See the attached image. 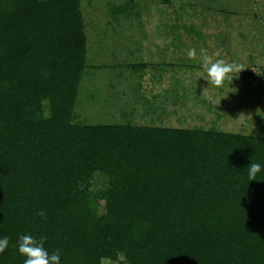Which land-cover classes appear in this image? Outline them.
<instances>
[{
    "label": "trees",
    "instance_id": "trees-1",
    "mask_svg": "<svg viewBox=\"0 0 264 264\" xmlns=\"http://www.w3.org/2000/svg\"><path fill=\"white\" fill-rule=\"evenodd\" d=\"M83 26L80 0H0V264L20 234L60 264H264V136L83 122Z\"/></svg>",
    "mask_w": 264,
    "mask_h": 264
},
{
    "label": "rangeland",
    "instance_id": "rangeland-1",
    "mask_svg": "<svg viewBox=\"0 0 264 264\" xmlns=\"http://www.w3.org/2000/svg\"><path fill=\"white\" fill-rule=\"evenodd\" d=\"M80 10L86 62L75 112L85 93L94 94L86 99L83 122H121L105 117L107 109L99 105V97L118 90V101L129 104L123 119L131 124L264 136V0H80ZM201 47L242 70L222 87L210 85ZM191 48L195 59L188 57ZM217 51L220 57L213 55ZM150 88L154 119L147 121L145 107L138 120L144 110L139 98Z\"/></svg>",
    "mask_w": 264,
    "mask_h": 264
},
{
    "label": "clouds",
    "instance_id": "clouds-1",
    "mask_svg": "<svg viewBox=\"0 0 264 264\" xmlns=\"http://www.w3.org/2000/svg\"><path fill=\"white\" fill-rule=\"evenodd\" d=\"M213 55L220 57V52L217 51ZM196 56L197 51L195 48L188 50V57L190 59H195ZM199 56L202 68L207 74L206 80L214 87H222L226 79L230 81L233 79L230 75L231 73L242 70L235 62H227L221 58L214 60L208 54L207 49L203 47L199 49ZM246 168L249 181L256 180V175L261 171L260 163L252 162L250 159V163ZM37 215L41 218L46 217V213L43 210L37 212ZM46 239L43 236L38 239L31 234H20L18 236L15 246L17 247L18 253L25 257L23 264H60V250L57 249L49 253L44 246ZM8 246V237L0 238V253H3Z\"/></svg>",
    "mask_w": 264,
    "mask_h": 264
},
{
    "label": "crops",
    "instance_id": "crops-1",
    "mask_svg": "<svg viewBox=\"0 0 264 264\" xmlns=\"http://www.w3.org/2000/svg\"><path fill=\"white\" fill-rule=\"evenodd\" d=\"M147 78H152V77H146V80L147 82H149V79ZM159 80L160 78L157 77L156 80ZM141 80H145L144 77L141 78ZM148 86H146L147 88ZM79 93V92H78ZM120 93H123L121 91H114V93H112L111 95H108L107 97L105 98H102L99 97L100 99V102H99V105H100V108H105L107 109L106 112L104 113L105 114V117H112V119H115L116 118V121H123V122H127V121H124V117H128V108H129V104H125L122 100L118 101L117 98H121V96L123 97V94H121L120 96ZM88 94V96H87ZM93 93H85V98H82V104H83V107L81 108V111L80 109H76V113L79 111L80 114H81V119H85V109L87 107V103L86 102V99L88 98H92L93 97ZM105 99V101L103 100ZM140 99V103H138V105L144 109L143 110V113L142 115H138V117H136L138 120H141L143 119L144 115L146 114L147 110H145V107L149 109V116L147 119V121H151L154 119V114L152 112V108H153V105L151 104L150 100L153 102L154 101V93L152 91V89L150 88L149 92L146 93V95L142 96L139 98ZM76 105H79V99H78V96H77V104ZM77 108V107H75ZM78 115V113H77ZM112 115V116H111ZM89 116V115H88ZM158 119V118H157ZM135 124V123H134ZM147 123H139V124H135V125H146Z\"/></svg>",
    "mask_w": 264,
    "mask_h": 264
}]
</instances>
